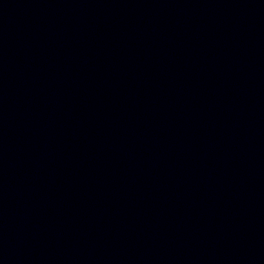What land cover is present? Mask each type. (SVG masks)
Returning a JSON list of instances; mask_svg holds the SVG:
<instances>
[{"label": "water", "instance_id": "water-1", "mask_svg": "<svg viewBox=\"0 0 264 264\" xmlns=\"http://www.w3.org/2000/svg\"><path fill=\"white\" fill-rule=\"evenodd\" d=\"M0 264H264V0H0Z\"/></svg>", "mask_w": 264, "mask_h": 264}]
</instances>
